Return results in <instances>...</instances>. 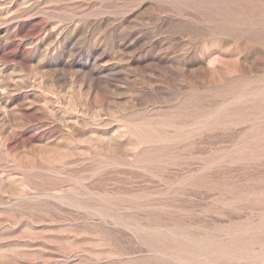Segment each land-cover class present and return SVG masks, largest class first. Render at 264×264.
Segmentation results:
<instances>
[{"label":"rangeland","instance_id":"obj_1","mask_svg":"<svg viewBox=\"0 0 264 264\" xmlns=\"http://www.w3.org/2000/svg\"><path fill=\"white\" fill-rule=\"evenodd\" d=\"M0 264H264V0H0Z\"/></svg>","mask_w":264,"mask_h":264}]
</instances>
